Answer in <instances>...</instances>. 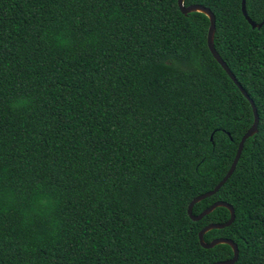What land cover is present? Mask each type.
<instances>
[{"label":"trees","instance_id":"trees-1","mask_svg":"<svg viewBox=\"0 0 264 264\" xmlns=\"http://www.w3.org/2000/svg\"><path fill=\"white\" fill-rule=\"evenodd\" d=\"M259 116L204 235L264 264V24L184 0ZM255 23L264 0H246ZM177 0H0V264H212L187 206L226 175L254 117Z\"/></svg>","mask_w":264,"mask_h":264},{"label":"water","instance_id":"water-1","mask_svg":"<svg viewBox=\"0 0 264 264\" xmlns=\"http://www.w3.org/2000/svg\"><path fill=\"white\" fill-rule=\"evenodd\" d=\"M177 5H178L180 12L183 15H188L189 13H201L205 17L208 18L209 27H208L207 36H206V44H207L208 50H209L210 54L212 55V57L215 59V61L221 66V68L225 71V73L228 75V77L231 79V81L239 89L241 94L250 103L252 113H253V117H254V120H253L251 127L241 137L239 144H238L236 154L234 156V159H233V161L230 165V168L227 171L226 175L223 177V179L211 191L203 193V194L195 197L194 199H192L187 206V215H188L189 219L191 221H194V222L200 221L203 217L209 215L216 208H225L229 211L230 217H229L228 221H226L225 223H221V224L211 223V224L206 225L198 233V240H199L200 246L204 249H212L217 245H227L231 248L232 257L230 259L225 260V261H217V262H214L212 264H235V262L238 259V248H237V245L233 241H231L229 239H224V238H216V239H213L212 241H210L208 243H206L204 241V235L207 232H209L211 230H221V229L229 227L232 224V222L234 221V218H235V213H234L233 207L231 205L225 203V202L217 201V202H214L212 205H210L208 208H206L204 211H202L199 215H196V216L192 214V209H193V206L195 204L201 202L202 200H204L208 197L215 195L220 190V188L226 183V181L231 177V175L234 172L236 165L239 161V158L241 156L245 141L248 138L252 137L257 132L259 116L257 114V109L255 108V105L253 104L252 100L249 98V96L247 95L245 90L241 87V85L237 82L234 75L231 73V71L229 70V68L225 64V62L220 58V56L218 55V53L215 50V47H214L215 17L213 15V13L209 9H207L203 6H200V5L185 6L184 0H177ZM241 13H242L244 19L247 21V23L250 25V27L252 29H260L262 27V25L264 24V18L260 23H255L248 17L247 12H246V0H241Z\"/></svg>","mask_w":264,"mask_h":264}]
</instances>
